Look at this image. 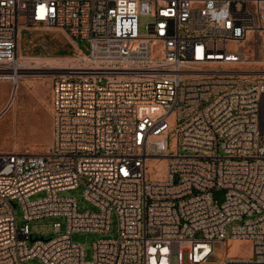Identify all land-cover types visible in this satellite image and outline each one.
Segmentation results:
<instances>
[{
	"label": "built area",
	"instance_id": "2783aa9c",
	"mask_svg": "<svg viewBox=\"0 0 264 264\" xmlns=\"http://www.w3.org/2000/svg\"><path fill=\"white\" fill-rule=\"evenodd\" d=\"M26 24L62 30L83 65L51 77L46 150L0 151V264H264V0H0V68ZM79 185L95 211L60 195ZM111 214L85 260L71 234ZM48 217L64 231L31 239Z\"/></svg>",
	"mask_w": 264,
	"mask_h": 264
},
{
	"label": "rangeland",
	"instance_id": "374dc122",
	"mask_svg": "<svg viewBox=\"0 0 264 264\" xmlns=\"http://www.w3.org/2000/svg\"><path fill=\"white\" fill-rule=\"evenodd\" d=\"M148 17L137 18V30L144 31ZM16 41V66H23L21 74L17 79L18 90L15 101L8 108L7 103L10 92L14 88V80L7 78L12 76L11 69H4L5 78H0V151L32 152L40 153L46 150L50 141V115L48 88L51 77L56 74H63L71 68L82 66L83 63L75 52V43L57 27H46L42 25L26 24L20 26ZM77 48L87 52V43L84 40L76 41ZM261 69L264 70V53L258 58ZM12 67V66H9ZM155 170V165L153 166ZM82 186L66 190L60 195L74 197L79 209L87 208L95 211L96 208L83 200ZM43 192L36 193L30 199L40 198ZM212 198L217 202L223 199V192L213 191ZM17 227L25 221L21 218L18 205L14 207ZM60 223V232L64 231L65 223L61 217L42 218L29 221L28 229L31 239L38 237H54L57 235L52 231V222ZM116 229L115 217L110 215V228L107 234L94 232H73L71 239L82 245L84 259L88 260L91 255V244L97 238L114 237ZM250 244L247 240H241L234 244L231 249L235 254H246ZM215 253L223 252L224 247L220 242L213 244ZM215 254L207 258L205 264L217 262ZM182 262H186L185 252L182 253ZM24 264H43L36 258L28 260ZM171 264H176L173 255Z\"/></svg>",
	"mask_w": 264,
	"mask_h": 264
},
{
	"label": "bare ground",
	"instance_id": "6f19581e",
	"mask_svg": "<svg viewBox=\"0 0 264 264\" xmlns=\"http://www.w3.org/2000/svg\"><path fill=\"white\" fill-rule=\"evenodd\" d=\"M20 30H21V29H19L18 32H20ZM256 62H257L258 64L261 63L259 60H257ZM15 64H16V59H15L14 64L12 65V67H9V68H7V67H5V68H0L1 76L4 77V78L7 77V76L4 75V72H3L4 69H11V74H12V76H9V77H7V78H12V79L14 80V86H15V87L12 88V90H11V92H10V98H9L8 103H7L8 108L11 107V106L13 105L14 101H15V95H16L17 90H18V82H17V79H18L20 76H23V75L21 74V71H22V69H24V67H23V66H21V67H17ZM262 72H264V71H262ZM238 242H239V240H231V249H232V247H233V243L236 244V243H238ZM231 249H230V253H232Z\"/></svg>",
	"mask_w": 264,
	"mask_h": 264
},
{
	"label": "crops",
	"instance_id": "0c3cea01",
	"mask_svg": "<svg viewBox=\"0 0 264 264\" xmlns=\"http://www.w3.org/2000/svg\"><path fill=\"white\" fill-rule=\"evenodd\" d=\"M50 83V82H49ZM48 97H49V88H48ZM49 99V98H48ZM0 114H1V109H0Z\"/></svg>",
	"mask_w": 264,
	"mask_h": 264
}]
</instances>
